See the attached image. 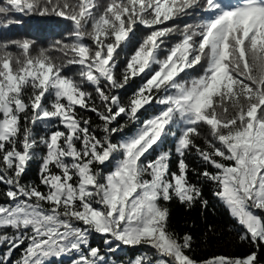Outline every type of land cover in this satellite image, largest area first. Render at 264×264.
Wrapping results in <instances>:
<instances>
[{
  "label": "snow or ice",
  "instance_id": "1",
  "mask_svg": "<svg viewBox=\"0 0 264 264\" xmlns=\"http://www.w3.org/2000/svg\"><path fill=\"white\" fill-rule=\"evenodd\" d=\"M17 16L71 30L0 42V264H262L264 0L0 3ZM206 184L247 255L198 260L171 227Z\"/></svg>",
  "mask_w": 264,
  "mask_h": 264
},
{
  "label": "trees",
  "instance_id": "2",
  "mask_svg": "<svg viewBox=\"0 0 264 264\" xmlns=\"http://www.w3.org/2000/svg\"><path fill=\"white\" fill-rule=\"evenodd\" d=\"M0 3H3V0H0ZM16 18L22 20V23L14 24L8 28H0V42L28 38L35 40L38 47H48L54 44L56 40L67 42L66 37L71 30V24L68 21L55 17L39 16H17ZM49 22H54V25L49 26ZM172 39L175 40L177 37ZM13 51L16 50L13 49ZM135 86V84L132 85L133 88ZM88 115L93 114L88 113ZM93 119H95L94 115ZM189 163L195 166V161L191 158ZM172 167L175 170L174 163ZM25 180L39 183L38 164H32ZM192 180L196 182L195 176L192 177ZM2 187L0 185V188ZM203 195L208 200L206 209L197 203L188 210L176 200H173L169 205L171 227L179 233L190 232L196 241L193 253L195 258L204 260L218 255L242 257L253 251L254 249L249 243L240 242L236 227L237 222L231 217L230 212L222 202L213 195V188L210 184L203 186ZM93 243L102 244V238L95 237ZM136 251L138 250H128L129 255H135ZM120 256L123 257L124 253H120ZM260 259L264 264V248L261 249Z\"/></svg>",
  "mask_w": 264,
  "mask_h": 264
}]
</instances>
